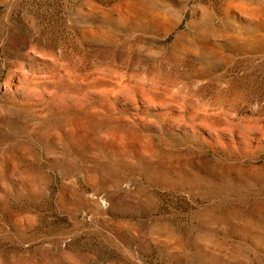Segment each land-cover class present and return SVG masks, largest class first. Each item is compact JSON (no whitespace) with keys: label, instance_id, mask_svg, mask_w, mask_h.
<instances>
[{"label":"rangeland","instance_id":"obj_1","mask_svg":"<svg viewBox=\"0 0 264 264\" xmlns=\"http://www.w3.org/2000/svg\"><path fill=\"white\" fill-rule=\"evenodd\" d=\"M0 264H264V0H0Z\"/></svg>","mask_w":264,"mask_h":264}]
</instances>
